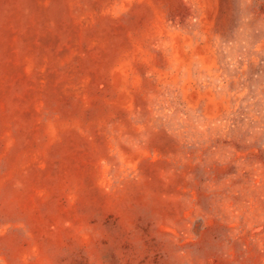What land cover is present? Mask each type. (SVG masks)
I'll return each mask as SVG.
<instances>
[{
  "label": "rangeland",
  "instance_id": "1",
  "mask_svg": "<svg viewBox=\"0 0 264 264\" xmlns=\"http://www.w3.org/2000/svg\"><path fill=\"white\" fill-rule=\"evenodd\" d=\"M0 264H264V0H0Z\"/></svg>",
  "mask_w": 264,
  "mask_h": 264
}]
</instances>
